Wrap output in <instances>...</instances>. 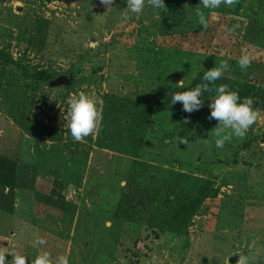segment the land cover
Listing matches in <instances>:
<instances>
[{
    "label": "rangeland",
    "instance_id": "1",
    "mask_svg": "<svg viewBox=\"0 0 264 264\" xmlns=\"http://www.w3.org/2000/svg\"><path fill=\"white\" fill-rule=\"evenodd\" d=\"M164 2L123 21L126 0L108 10L100 0L0 1V48L12 56L0 58V157L14 162L16 177L12 191L0 182V251L31 261L43 237L53 260L66 254L70 264H236L237 253L264 264V118L218 149L209 135L218 121L208 119L215 95L192 113L171 105L198 71L227 60L225 76L251 83L253 108L264 112V0L213 12L200 0ZM187 8L181 24L157 27ZM244 51L254 57L247 72L238 67ZM74 65L89 79L71 90L35 75L61 78ZM80 91L101 103L103 117L108 97L144 106L134 119L120 107L113 139L102 121L95 138L76 142L62 114ZM205 179L216 189L205 211L182 229L164 224Z\"/></svg>",
    "mask_w": 264,
    "mask_h": 264
},
{
    "label": "clouds",
    "instance_id": "2",
    "mask_svg": "<svg viewBox=\"0 0 264 264\" xmlns=\"http://www.w3.org/2000/svg\"><path fill=\"white\" fill-rule=\"evenodd\" d=\"M107 7H113L114 0H100ZM127 7L121 10L123 21H128L132 15L137 18L141 16L146 7L163 10L166 5L164 0H126ZM239 4V0H200L203 9L213 12L221 6L233 8ZM185 6H188L187 4ZM199 25L204 30L210 27V20L205 11L197 8L195 12ZM229 33L234 31L228 30ZM253 55L244 51L238 59V67L247 72L253 62ZM230 71L227 60L222 61L218 66L204 72V83L197 84L194 88L187 91H175L171 93V105L181 103L183 111L192 113L204 106L202 99L205 92H215L216 95L210 99L209 105L211 112L209 120L218 121L217 125L211 130L209 135L214 134L215 146L223 149L227 142L233 138L243 139L247 133L258 121L264 118V112L261 108H253L255 99L253 97H244L241 100L238 91L231 90L227 84L216 85V81L224 77L225 73ZM179 86H183L182 80ZM67 112H63L62 119L66 121L65 127L70 131L72 139L76 142H84L89 136L95 138L96 134L102 128L103 114L101 103L90 94L80 91L77 94L70 95L67 98ZM190 118L186 117L184 123H189ZM180 144H189L187 137H180ZM48 241L43 237H38L34 242L37 249L35 258L29 261L28 257L15 251L5 253L0 251V264H70L69 257L66 254L58 255L53 260L52 254L45 250ZM11 255L12 259L7 260ZM239 259L236 264H249V257L244 254H238Z\"/></svg>",
    "mask_w": 264,
    "mask_h": 264
},
{
    "label": "trees",
    "instance_id": "3",
    "mask_svg": "<svg viewBox=\"0 0 264 264\" xmlns=\"http://www.w3.org/2000/svg\"><path fill=\"white\" fill-rule=\"evenodd\" d=\"M2 1V0H0ZM193 12V8H187L182 11H180L178 14H168V16H161L158 25H170V26H176L181 24L182 21H184L188 16ZM155 29L152 28V30L149 31L152 32ZM147 31V29H146ZM0 58L4 59L5 61H12V56L8 54L6 51L0 48ZM89 58V54H80L78 57L77 62L75 63L78 65L83 59ZM76 65L68 68L67 70H62V72H72L73 73V79L71 80V83L69 84H57V85H62L65 89L71 90L74 89L75 84L79 81H86L89 78L86 76H81L77 75V69ZM61 72V73H62ZM57 73L60 72H55V71H48L45 69L38 70L36 72V76L38 78L43 79L47 81L48 84L53 85V76L54 74L56 75ZM203 71H198L191 81L189 82L188 86L186 87V91L194 88L197 84L204 83L203 81ZM220 84H227L231 90H235L239 92V95L241 97V100H243L244 97H258L257 93L254 92V90L251 88V83L247 81H239V80H234L228 76H225L216 81V85L219 86ZM56 85V84H55ZM209 95H216V93L213 92H205L203 94L202 99H206ZM157 98V95L155 96ZM134 102L130 103L128 101ZM144 106V104L139 103L137 100L135 101L134 99H127V101L121 102L119 98H113V97H108L106 98V104L104 106V113L105 116L103 117V123L107 121V128L102 131V134L104 136H107L109 140L113 139L114 136L116 135L115 132H113L112 124L115 123L120 119V107H122L125 111V115L123 116L125 119L129 118H136L137 112L141 111L140 106ZM127 115L130 117L126 118ZM111 145V143H109ZM15 174H14V162L7 158V157H0V182L5 183L6 185H9V191H12L14 185H15ZM173 192H176L174 190ZM216 194V189L215 188H210L209 186V180L205 179L203 183L199 186V188L196 190L194 195L185 201H183L176 209L175 211L166 219V222L164 224L166 225H172L174 224L177 229H182L187 227L192 220V216L194 214H201L205 211V206H202V203L204 199L208 196H214ZM11 197V196H7ZM163 224H160L158 230L161 229ZM134 253L139 255V252L137 250H134Z\"/></svg>",
    "mask_w": 264,
    "mask_h": 264
},
{
    "label": "water",
    "instance_id": "4",
    "mask_svg": "<svg viewBox=\"0 0 264 264\" xmlns=\"http://www.w3.org/2000/svg\"><path fill=\"white\" fill-rule=\"evenodd\" d=\"M62 77L61 78H58L57 77V79L55 78H53V83L54 84H69V83H71V80L73 79V73L72 72H69V73H64V72H62ZM256 105V104H255ZM239 253H237V254H234V255H231L230 257H229V260L231 261V262H236L237 261V259L239 258V255H238Z\"/></svg>",
    "mask_w": 264,
    "mask_h": 264
},
{
    "label": "flooded vegetation",
    "instance_id": "5",
    "mask_svg": "<svg viewBox=\"0 0 264 264\" xmlns=\"http://www.w3.org/2000/svg\"><path fill=\"white\" fill-rule=\"evenodd\" d=\"M64 73H68V71L64 72Z\"/></svg>",
    "mask_w": 264,
    "mask_h": 264
}]
</instances>
